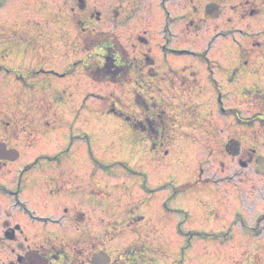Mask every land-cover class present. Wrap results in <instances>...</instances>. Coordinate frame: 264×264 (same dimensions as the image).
<instances>
[{"label": "rangeland", "instance_id": "1", "mask_svg": "<svg viewBox=\"0 0 264 264\" xmlns=\"http://www.w3.org/2000/svg\"><path fill=\"white\" fill-rule=\"evenodd\" d=\"M118 2L85 0L86 6L81 8L83 2L79 0H0V139L5 125L2 120L6 119V125L15 132L11 135L13 143L18 146L23 142L22 158L48 163L58 159L62 172L74 180L83 178L86 169L94 167L98 188H103L97 195H103V199L95 200L92 207L95 222H101L93 229L96 235L102 234L104 222L116 221L133 210L138 199H156L166 191L165 184L157 182L168 179L170 172L173 175L169 180L178 184L192 182L203 166L208 175L234 173L224 146L199 126L204 121L215 128L221 122L218 137L225 142L230 136L231 118L219 117L222 105L218 95L225 94L224 107L232 105L227 92L234 74L232 53H238V47L247 45V40L261 38L248 34V23L243 31H235L234 26L228 39L216 37L218 31L213 28L216 22L221 23L219 20L199 32L196 27L187 30L182 15L192 13V4L202 5V0H174L172 14L176 20L170 31L163 21L148 26L144 17L128 24L112 21L109 9L117 7ZM239 24L238 28L245 25ZM87 31L90 35H106L109 40L114 37L130 59H140L141 52L150 48L162 77L151 85H138L134 68L122 82L93 81L84 66L91 63L95 53V60L101 61L111 43L107 39L89 51L83 41ZM137 32L147 35L150 42L143 46ZM72 67L76 69L61 76ZM50 69L58 74L49 73ZM171 116H178L176 121L171 120L178 127L165 156L166 165L158 169L157 151L152 146L155 139L150 131L166 125ZM191 123L198 126L197 130L185 127ZM164 146H168L166 141ZM235 171L241 173L242 168L238 166ZM261 177L248 178L252 181L244 188L249 189V184L263 188L264 175ZM138 181L142 185L138 188L144 190L138 189L136 194ZM222 185V190L212 186V193L232 189ZM120 193L122 196H118ZM186 195L191 201L187 205L191 222L198 226L204 220L206 224L200 226L205 244L194 248L191 259L195 261L193 256L202 254L201 264H219L217 253L227 236L215 230L218 222L214 212L203 213L204 218L197 214L204 211L192 199L194 191ZM222 201V207L230 206V195ZM102 218L104 222L99 221ZM116 243L111 240V245Z\"/></svg>", "mask_w": 264, "mask_h": 264}, {"label": "flooded vegetation", "instance_id": "2", "mask_svg": "<svg viewBox=\"0 0 264 264\" xmlns=\"http://www.w3.org/2000/svg\"><path fill=\"white\" fill-rule=\"evenodd\" d=\"M117 1L118 6L110 8L109 12L110 19L118 23L128 24L144 17L148 26L153 21H163L165 29L170 31L176 20L172 14L174 0ZM202 1V5L192 4V13L181 14L188 24L187 30L196 27L199 32L219 20L221 23L216 22L213 28L218 31L216 37L228 39L234 26L235 31H243L247 23L248 34L261 37L251 42L247 40V45L238 47V53L235 50L232 53L234 74L228 85L231 90L227 91L231 94L232 105L224 107L225 94L218 95L222 105L219 117L231 118L230 136L225 142L218 137L221 122L215 128L206 126L204 121L199 126L212 140L224 146L223 150L231 157L234 173L224 177L208 175L201 167L192 182L178 184L169 180L173 174L166 169L170 172L168 179L157 182L164 183L166 191L156 199H138L135 206H131L133 210L116 221L105 223L100 219L104 222L103 232L96 235L93 229L101 222H95L92 207L103 195L97 196L101 187L98 188L100 182L95 178L94 167L87 168L83 178L74 180L62 172L63 165L58 159H50L55 162L48 163L38 158H22L20 146L23 142L18 146L13 143V127L6 125L8 120H2L5 125L0 143H5L6 149L0 151V264H192V261L201 264L202 254L193 256L196 257L194 261L191 252L203 244L200 226L206 224L201 220L197 226L190 220L192 214L187 205L191 201L186 195L190 190L194 191L192 199H196L204 211L197 214L204 218L203 213L214 212L218 222L215 230L227 236V245L222 242L217 253L218 263L264 264V187L249 184V189L244 188L252 181L248 178L264 175L260 173L264 169V0ZM196 14L198 17L193 19ZM238 22L245 25L238 28ZM147 30L142 32L148 35ZM143 33L137 32V38L144 46L150 40ZM141 53L140 59L137 57V82L153 83L163 74L156 67L153 50L147 48ZM73 70L74 67L62 76ZM49 72L57 73L53 69ZM176 118L178 116H171L166 125L150 131L155 139L152 146L157 151L158 169L166 165L165 156L169 154V145L178 127L172 123ZM193 123L185 127L197 130L198 126ZM165 141L168 146H164ZM231 143L234 144L232 152L226 150ZM17 153L19 157H12ZM238 166L242 168L241 173L235 171ZM140 182H137L136 194L138 189L144 190L138 188ZM221 182L232 189L212 193V185L222 190ZM226 194L230 195L231 205L222 207ZM196 234L201 239L193 244ZM112 239L116 240L115 245H111ZM222 246H227L228 251ZM98 252L101 259L95 260Z\"/></svg>", "mask_w": 264, "mask_h": 264}, {"label": "trees", "instance_id": "3", "mask_svg": "<svg viewBox=\"0 0 264 264\" xmlns=\"http://www.w3.org/2000/svg\"><path fill=\"white\" fill-rule=\"evenodd\" d=\"M107 39L106 35H90L89 32H86L83 37V41L89 46H87L89 51L96 49L100 43L106 42ZM109 42L111 45L104 49L102 60L96 59L93 63L87 65V74L95 82L111 81L117 83L125 81L137 66L138 59H135L136 61L133 58L130 59L127 50L122 49L115 38L110 39ZM138 85H141V83H138Z\"/></svg>", "mask_w": 264, "mask_h": 264}]
</instances>
